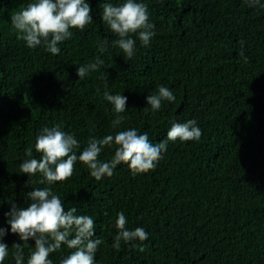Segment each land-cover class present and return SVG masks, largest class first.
I'll use <instances>...</instances> for the list:
<instances>
[{"label":"trees","instance_id":"16d2710c","mask_svg":"<svg viewBox=\"0 0 264 264\" xmlns=\"http://www.w3.org/2000/svg\"><path fill=\"white\" fill-rule=\"evenodd\" d=\"M31 2L0 0V227L8 229L3 242L9 246L4 264H15L12 245L23 243L7 223L9 201L27 207L26 194L48 186L39 183V174L30 184L19 168L29 146L40 158L35 142L44 127L63 122L82 151L90 136L132 128L148 132L155 144L167 138L173 120L189 119L197 121L201 139L170 141L155 171L133 177L121 164L111 178L96 181L77 162L73 177L53 191L65 211L74 206L94 218L96 236L105 241L97 264H264V9L250 8L246 0H137L148 5L157 34L148 47L133 36L136 54L126 62L102 21L104 3L125 0H87L93 23L83 32L73 29L58 55L17 39L11 15ZM105 38L108 51L100 53L98 42ZM240 41L246 59L239 55ZM97 56L104 66L80 80L78 67ZM160 85L176 100L152 112L147 97ZM106 90L128 98L126 119L116 129ZM113 155L105 148L100 159ZM120 211L130 230L143 227L149 234L144 252L123 242L120 251L112 248ZM33 247H24V264ZM71 251L62 246L49 258L60 264Z\"/></svg>","mask_w":264,"mask_h":264},{"label":"clouds","instance_id":"9594fccd","mask_svg":"<svg viewBox=\"0 0 264 264\" xmlns=\"http://www.w3.org/2000/svg\"><path fill=\"white\" fill-rule=\"evenodd\" d=\"M246 3L250 8L264 9L261 0H246ZM92 13L93 9L87 0H34L11 15V26L17 39L24 41L28 48L43 46L47 52L58 55L61 51L58 45L73 38V29L83 32L93 23ZM150 15L148 5L137 0H125L118 5L107 2L102 5V21L117 37L111 41V46L122 50L126 62L136 54V39L133 36L138 37L145 47L150 46L151 40L156 36V26ZM98 44L100 53L108 51L107 38ZM240 44L239 55L246 59L244 41H240ZM104 64L105 61L97 56L94 62L80 65L77 75L83 80L92 72H99ZM106 76L107 74L102 73L101 79H106ZM97 92L99 93V89ZM103 98L113 105L115 119L112 120V127L116 129L126 119L122 114L127 110L128 98L123 94H110L107 90L103 92ZM175 100L173 92L163 85L158 87L157 94L147 97L152 112L160 111L164 101ZM201 137L202 130L195 119L183 123L173 120L167 131V138L155 144L150 142L148 132L140 134L137 129L132 128L103 138L90 136L87 146L79 151V141L74 134L63 130V122L44 127L35 142V151L40 153V158H33V148L29 146L25 149L28 159H24L19 168L20 173L30 177V184L36 183L33 177L39 174L43 177L39 183H47L48 186L28 192L26 198L31 203L27 207H20L9 201L11 209L5 213L11 233L17 234L23 241L22 244L12 245L15 264H24V247H33L28 243L29 240H34L35 246L27 264H53L50 254L62 250V246L73 251L60 264H97L96 253L105 241L96 236L94 218L78 214V209L74 206L65 211L64 202L52 189L57 182H66L73 177L77 162L82 163L96 181H101L105 176L111 178L114 170L121 164L127 165L135 177L156 170L170 141L198 142ZM105 148L114 149V155L107 161L100 159ZM115 227L117 234L112 248L120 251L123 242L141 252L145 251L143 242L149 239V234L143 227L130 230L123 211L117 213ZM7 233L8 229L0 227V264H4L9 256V246L3 242ZM137 240L141 243L134 244Z\"/></svg>","mask_w":264,"mask_h":264}]
</instances>
